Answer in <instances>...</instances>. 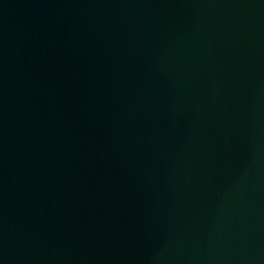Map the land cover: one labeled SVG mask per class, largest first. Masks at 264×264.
<instances>
[{
  "label": "water",
  "instance_id": "95a60500",
  "mask_svg": "<svg viewBox=\"0 0 264 264\" xmlns=\"http://www.w3.org/2000/svg\"><path fill=\"white\" fill-rule=\"evenodd\" d=\"M0 264H264V0H0Z\"/></svg>",
  "mask_w": 264,
  "mask_h": 264
}]
</instances>
